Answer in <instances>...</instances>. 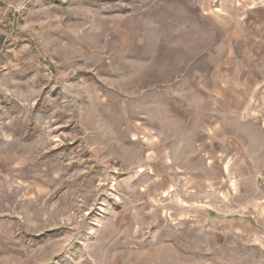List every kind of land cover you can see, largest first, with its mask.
<instances>
[{
	"label": "rangeland",
	"instance_id": "obj_1",
	"mask_svg": "<svg viewBox=\"0 0 264 264\" xmlns=\"http://www.w3.org/2000/svg\"><path fill=\"white\" fill-rule=\"evenodd\" d=\"M0 264H264V0H0Z\"/></svg>",
	"mask_w": 264,
	"mask_h": 264
}]
</instances>
